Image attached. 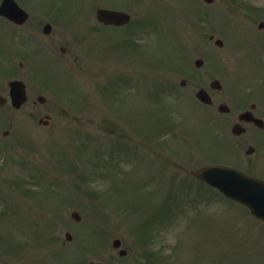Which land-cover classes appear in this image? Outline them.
Segmentation results:
<instances>
[{
    "label": "rangeland",
    "instance_id": "374dc122",
    "mask_svg": "<svg viewBox=\"0 0 264 264\" xmlns=\"http://www.w3.org/2000/svg\"><path fill=\"white\" fill-rule=\"evenodd\" d=\"M132 1L137 5V0ZM190 1L147 0L133 7L135 16L149 27L157 13L164 15L161 33L170 43L155 38L157 32H149L144 49L132 54L130 61L115 56H86L78 51L79 32H83L87 20L79 13L87 6L73 3L69 11L78 14L60 18L68 24L57 26L55 45L66 40L72 53L55 65L79 70L85 76L91 101L85 104V100H75L63 89L57 92L50 112L53 124L49 136L24 121L14 125L36 137L32 140L34 146L24 140L13 145L0 176V193L5 189L4 195L10 192L24 200L12 202L18 215L9 208L11 217L0 218V240L9 243L8 238L16 232L21 237L14 238L25 241L22 253L8 259V264H85L88 260L107 264H264V223L251 218L243 206L225 203L218 191L198 184L190 175L191 170L217 161L214 159L237 160L236 152L244 155L247 141L253 143L257 133L264 135V130L260 133L254 129L243 135L231 131V116L250 104L248 100L258 101V111L264 118V96L252 93L256 87L262 91L264 87V80L260 83L258 77L259 73L264 76V28H259L264 15L249 5V1L259 4L260 11L264 0H216L215 6L226 14V19L220 20L224 25H214L217 33L225 35L223 46L209 39V34L215 33L211 12L202 13L208 19L196 22L188 17L186 7ZM97 2L103 0L91 2L87 17H95ZM194 7L192 4L190 10ZM140 25L136 21L131 34ZM174 29L183 34L179 35L183 48L180 53L171 45ZM93 44L97 53L109 48L104 46L98 51ZM197 58L204 59L202 67L195 66ZM215 64L219 65L217 69ZM119 72L142 77L132 81L135 85H129L126 97L115 101L114 96L105 101L97 94L98 87L109 84ZM217 76L223 87L214 98L216 104L228 102L230 115L195 99L197 89L209 86ZM225 78L230 81L225 83ZM181 79L187 81L182 90ZM171 89L182 92L168 97ZM74 93L82 94L78 81ZM227 116L230 118L225 119ZM6 126L13 130L10 124ZM154 130L155 134L148 137ZM52 138V148L63 156L64 163L59 165L62 169L56 165L48 175L52 179L65 170L76 169L75 173L62 180L55 178L60 185L57 188L41 193L29 191L32 197L26 196L27 191L17 190L11 183L23 176L32 180L29 173H37L32 166L52 162L54 153L46 150ZM254 156L252 163L264 173V143L258 145ZM3 157L0 153V160ZM245 161L242 156L241 162ZM35 178L40 180L39 176ZM32 184L28 186L33 189ZM36 196L47 199L37 200ZM24 205L35 218L29 231L21 230L30 218ZM73 211L80 213V220L72 216ZM41 221L48 222L49 227H42L36 236ZM68 230L73 235L71 240L66 238ZM30 233L34 240L24 236ZM49 233H53L54 242L48 241ZM146 234L152 235L149 242L138 240ZM115 238H120L128 250L125 255L113 247Z\"/></svg>",
    "mask_w": 264,
    "mask_h": 264
},
{
    "label": "flooded vegetation",
    "instance_id": "af4514ba",
    "mask_svg": "<svg viewBox=\"0 0 264 264\" xmlns=\"http://www.w3.org/2000/svg\"><path fill=\"white\" fill-rule=\"evenodd\" d=\"M25 8L29 11V17L22 23L0 15V125L11 118L14 122L20 119V111L24 106L38 109L39 103L48 102V95L44 94L42 86L38 84L44 70H39L36 63L39 56H50L55 50V31L53 28L50 31L45 29L51 20L46 18L51 15V11L46 10L40 14L33 6ZM61 50H66L65 45ZM20 57L25 59H19L16 63ZM13 79L23 80L25 84L26 101L18 109L14 107L11 98L10 82ZM4 110H8V114Z\"/></svg>",
    "mask_w": 264,
    "mask_h": 264
},
{
    "label": "water",
    "instance_id": "95a60500",
    "mask_svg": "<svg viewBox=\"0 0 264 264\" xmlns=\"http://www.w3.org/2000/svg\"><path fill=\"white\" fill-rule=\"evenodd\" d=\"M196 174L212 183L220 184L224 189H226L227 187L234 190L235 185L239 186L241 181L247 185L253 183L260 185L259 183H256L251 179L245 177L240 171L221 165H212L201 168L196 172ZM229 184L231 185V187H229ZM247 193L248 191L243 193L244 198L242 197V199L246 200L245 196L247 195Z\"/></svg>",
    "mask_w": 264,
    "mask_h": 264
}]
</instances>
